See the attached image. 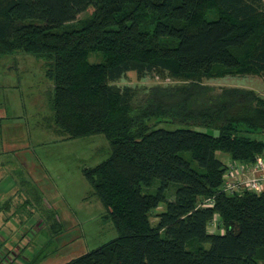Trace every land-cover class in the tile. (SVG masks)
I'll list each match as a JSON object with an SVG mask.
<instances>
[{
  "label": "trees",
  "instance_id": "16d2710c",
  "mask_svg": "<svg viewBox=\"0 0 264 264\" xmlns=\"http://www.w3.org/2000/svg\"><path fill=\"white\" fill-rule=\"evenodd\" d=\"M212 10L218 16L206 19ZM18 51L50 65L54 132L102 135L110 151L83 174L117 237L66 264H264V193H224L218 158L249 165L264 155V98L195 91L242 68L264 74L263 0H0V58ZM129 72L189 89L167 109L148 97L134 105L142 93L116 85ZM167 119L189 126L160 128ZM207 199L213 206L201 207Z\"/></svg>",
  "mask_w": 264,
  "mask_h": 264
},
{
  "label": "rangeland",
  "instance_id": "374dc122",
  "mask_svg": "<svg viewBox=\"0 0 264 264\" xmlns=\"http://www.w3.org/2000/svg\"><path fill=\"white\" fill-rule=\"evenodd\" d=\"M218 14L212 10L205 17L210 19ZM85 17L86 14L80 16ZM76 25L73 22L68 27ZM101 58L92 54L89 60L95 63ZM49 67L44 58L22 51L0 58V264L16 261V254H20L16 264H66L117 237L112 222L103 218L102 204L83 174L86 168H93L108 157V143L102 135L62 140L66 136L54 132ZM225 72L217 69V73ZM237 72L202 79L195 91H200V97L204 98L203 94L210 96L234 87L251 89L264 98V74H254L245 68ZM116 85H130L142 93L137 95L134 105L148 97L155 101L154 106L162 104L166 109L189 89L181 81L152 74L140 80L134 72ZM177 114L172 116L179 117ZM187 126L167 119L160 128ZM191 128L216 134L213 129ZM218 158L227 160L221 153ZM156 187L157 184L151 189L143 188L142 193H153ZM171 188L166 193L168 201L173 200ZM165 207L161 203L155 209L153 223L155 214L165 211ZM57 218L63 224L61 228L55 221ZM199 245L208 247L198 243L189 247L195 250Z\"/></svg>",
  "mask_w": 264,
  "mask_h": 264
},
{
  "label": "built area",
  "instance_id": "2783aa9c",
  "mask_svg": "<svg viewBox=\"0 0 264 264\" xmlns=\"http://www.w3.org/2000/svg\"><path fill=\"white\" fill-rule=\"evenodd\" d=\"M224 163L226 170L222 177L221 189L224 193L241 194L245 191L264 193V155L257 156L249 165L228 159ZM213 204L212 199H207L200 206L212 207Z\"/></svg>",
  "mask_w": 264,
  "mask_h": 264
},
{
  "label": "crops",
  "instance_id": "0c3cea01",
  "mask_svg": "<svg viewBox=\"0 0 264 264\" xmlns=\"http://www.w3.org/2000/svg\"><path fill=\"white\" fill-rule=\"evenodd\" d=\"M250 90H251V89H250ZM259 95H260V94H259ZM1 134H2V133H1ZM32 182H33V180H32ZM33 183H34V182H33ZM16 256H17V257H19V256H20V254H16ZM17 257H16V261H14L15 259H13V260L11 259V260H9V261H8V263H7V264H13V263H15V264H16V262H17V259H19V258H17Z\"/></svg>",
  "mask_w": 264,
  "mask_h": 264
}]
</instances>
